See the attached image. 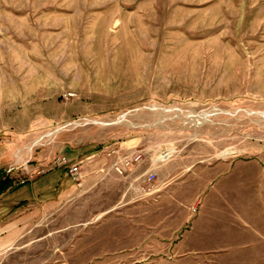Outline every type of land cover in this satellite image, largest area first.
<instances>
[{
  "label": "rangeland",
  "instance_id": "374dc122",
  "mask_svg": "<svg viewBox=\"0 0 264 264\" xmlns=\"http://www.w3.org/2000/svg\"><path fill=\"white\" fill-rule=\"evenodd\" d=\"M0 171V264H264V0H0Z\"/></svg>",
  "mask_w": 264,
  "mask_h": 264
},
{
  "label": "crops",
  "instance_id": "0c3cea01",
  "mask_svg": "<svg viewBox=\"0 0 264 264\" xmlns=\"http://www.w3.org/2000/svg\"><path fill=\"white\" fill-rule=\"evenodd\" d=\"M68 167H67L66 173L71 178ZM79 169L81 170L80 166H79ZM64 172L65 171H62V170L52 172L50 176L46 177L47 180H52V181L51 182L47 181L45 185L43 186L37 187L35 183H33L34 185L33 189H29V188L26 189L27 194L23 198L25 202L27 201L26 204L29 205L33 201V198L35 199L36 197H40L41 201L48 202V203H52L54 201L60 202L62 201V199H66L67 197H70V194L73 193L74 188L72 190L71 189L72 186H70L71 184L66 183L65 178H64L65 177ZM82 172L83 171L81 170V175H82ZM23 187L24 186L22 187L20 186L19 189ZM26 190L24 189V191ZM51 194H54L55 196H52Z\"/></svg>",
  "mask_w": 264,
  "mask_h": 264
},
{
  "label": "built area",
  "instance_id": "2783aa9c",
  "mask_svg": "<svg viewBox=\"0 0 264 264\" xmlns=\"http://www.w3.org/2000/svg\"><path fill=\"white\" fill-rule=\"evenodd\" d=\"M117 152L116 149H113L112 152L109 154ZM142 155L139 154L138 156L132 157V156H126L122 158L121 161L114 163V168H116L121 174H124L126 170L133 165V160L139 162L141 160ZM58 160L64 164L71 162L68 157L61 156L58 158ZM70 176L74 180H78L81 176V170L79 169V164H72L68 167ZM154 177V172L152 174H149L148 176H145L143 178V181L150 182L151 179ZM143 189H146V186H143ZM196 210V209H195Z\"/></svg>",
  "mask_w": 264,
  "mask_h": 264
},
{
  "label": "trees",
  "instance_id": "16d2710c",
  "mask_svg": "<svg viewBox=\"0 0 264 264\" xmlns=\"http://www.w3.org/2000/svg\"><path fill=\"white\" fill-rule=\"evenodd\" d=\"M13 181L12 177L4 175V173L0 171V195L15 187L13 186Z\"/></svg>",
  "mask_w": 264,
  "mask_h": 264
}]
</instances>
